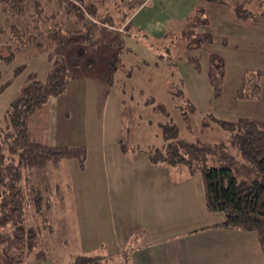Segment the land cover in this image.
Masks as SVG:
<instances>
[{
    "label": "rangeland",
    "instance_id": "1",
    "mask_svg": "<svg viewBox=\"0 0 264 264\" xmlns=\"http://www.w3.org/2000/svg\"><path fill=\"white\" fill-rule=\"evenodd\" d=\"M160 1L168 6L166 10L159 6L148 11ZM181 1L107 0L100 11L109 13L115 24L98 23L107 31L86 47L88 56L95 60L93 67L72 79L57 103L48 102L29 119L39 142L84 145L87 159L84 168L77 159H70L50 165L46 172L26 173L33 184L52 187L53 226L52 231L42 234L47 258L37 261L33 257L28 264H70L78 256L94 255L112 257L104 264H123L124 249L161 237L155 221L144 219V210L133 200L139 182L187 180L185 185L196 196L191 203L199 218L188 220L182 232L217 222L224 215L211 213L206 207L202 170L227 166L240 179L252 175L220 122L250 118L264 128V21H240L232 7L208 0H202L198 12L181 19L187 13L186 9L180 10L184 6ZM229 1L234 6L243 3L253 13L264 12V0ZM141 6L146 8L138 12ZM61 18L66 31L80 28L74 17ZM137 20L148 22L150 30L146 33L136 29ZM13 21L0 12L2 135L9 127L8 109L29 76L44 82L53 68L48 54L37 53L34 45L22 48L10 62L3 59L8 53L6 41L13 46L16 42L1 30ZM88 22L94 23L89 17ZM187 33H211L215 41L191 49ZM212 54L220 55L225 63L219 97L209 80ZM99 70L103 76L99 77ZM247 70L263 73L259 100L238 98ZM166 128L176 131L178 139L208 147L209 159L199 165V172L192 173L184 165L170 167L151 162L150 154L168 142ZM33 214L29 222L34 220ZM234 233L240 237L232 242L235 248L243 245L242 261L264 264L257 233Z\"/></svg>",
    "mask_w": 264,
    "mask_h": 264
},
{
    "label": "trees",
    "instance_id": "2",
    "mask_svg": "<svg viewBox=\"0 0 264 264\" xmlns=\"http://www.w3.org/2000/svg\"><path fill=\"white\" fill-rule=\"evenodd\" d=\"M0 0V12L13 18L1 33L11 34L15 46L6 41L10 62L15 54L28 45L37 53H47L53 62L46 81L29 76L20 94L8 109L9 127L0 133V264H28L30 258L44 260L48 256L42 234L53 230L51 222L50 185L38 186L26 178L31 170L46 172L52 164L77 159L85 167L87 148L84 145L39 142L29 126V119L50 99L63 95L70 81L90 70L95 60L88 56L86 47L106 33L98 23L114 26L115 21L100 8L107 0ZM220 6H231L229 0H208ZM200 8L197 9V12ZM239 20H262L264 12L253 13L245 4L234 6ZM74 17L80 28L66 31L65 20ZM88 17L93 22H88ZM190 20V19H189ZM188 20V22H189ZM191 49H201L214 43L211 33H187ZM122 47L124 45H121ZM110 47H113L110 43ZM209 80L215 96H221L225 63L218 54H212ZM25 69V66H23ZM22 70V69H21ZM99 77L103 76L99 70ZM263 73L247 70L238 93L241 100H259L262 95ZM235 147L251 169L249 178L240 179L232 167H210L202 170L204 193L208 210L222 212L224 222L219 226L238 231L256 232L264 255V128L250 118L222 121ZM168 142L150 154L154 164L184 165L192 173L200 171L201 163L209 159L208 147L199 142L178 139L177 132L166 128ZM122 150L128 149L120 141ZM59 185L56 190L59 191ZM33 212L34 220L30 221ZM111 258L100 255L78 256L70 264H104Z\"/></svg>",
    "mask_w": 264,
    "mask_h": 264
},
{
    "label": "crops",
    "instance_id": "3",
    "mask_svg": "<svg viewBox=\"0 0 264 264\" xmlns=\"http://www.w3.org/2000/svg\"><path fill=\"white\" fill-rule=\"evenodd\" d=\"M181 3L184 6L180 10H187V13L181 16V19H187L193 12H196L202 0H187V2L182 0ZM159 6L162 10H166V7H168L167 5L164 6L160 1L156 3L155 7L152 6L147 9L152 11ZM144 7L146 8V6L138 8V12ZM227 7L234 9L232 3L231 6ZM134 19H136V15ZM134 25L137 27L136 29H143L146 33L150 30L148 22L142 20H139V22L137 20ZM63 95L50 99L49 103H57L58 99ZM155 165L170 166L164 164ZM169 171L168 169L165 173ZM159 173L158 170L157 174ZM186 181L178 180L179 183H176L174 180H152L151 182H139L136 185L133 190V200L138 203L140 209L144 210V219L155 221L154 226L157 227L156 230L161 237H156V239L145 244L133 243L130 249H124L123 264H245L241 259L244 256L243 245L240 244L235 248V244L232 243L235 239L240 238L234 233V231L238 230L219 226L220 223L224 222L225 215L220 216V220L217 222L204 223L200 227L189 230L182 229L183 231L181 232V228L187 224L188 220L199 218V212L193 210L191 203L196 196L192 190L187 188V185H185ZM204 199L206 202L205 193ZM150 229L152 230L151 227ZM169 232L170 234L167 235Z\"/></svg>",
    "mask_w": 264,
    "mask_h": 264
}]
</instances>
